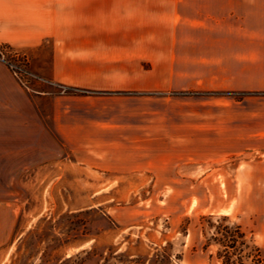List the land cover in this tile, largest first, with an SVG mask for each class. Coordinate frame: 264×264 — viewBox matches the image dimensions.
Instances as JSON below:
<instances>
[{"label":"rangeland","instance_id":"1","mask_svg":"<svg viewBox=\"0 0 264 264\" xmlns=\"http://www.w3.org/2000/svg\"><path fill=\"white\" fill-rule=\"evenodd\" d=\"M0 51L20 84L47 89L25 51ZM227 65L264 73V62ZM200 80L156 95L149 107L163 120L161 136L146 143L156 172L77 171L69 158L12 172L16 159H4L0 264L237 262L214 241L226 243L223 227L236 224L245 233L243 264H253L257 247L264 264V76Z\"/></svg>","mask_w":264,"mask_h":264},{"label":"crops","instance_id":"2","mask_svg":"<svg viewBox=\"0 0 264 264\" xmlns=\"http://www.w3.org/2000/svg\"><path fill=\"white\" fill-rule=\"evenodd\" d=\"M0 44L25 51L47 87L20 84L0 58V173L4 159L14 172L67 158L77 171L156 172V95L212 73L264 76L227 65L264 62V0H0Z\"/></svg>","mask_w":264,"mask_h":264},{"label":"trees","instance_id":"3","mask_svg":"<svg viewBox=\"0 0 264 264\" xmlns=\"http://www.w3.org/2000/svg\"><path fill=\"white\" fill-rule=\"evenodd\" d=\"M0 57H1V51H0ZM65 92L87 93V91H85V90L75 89V88H66ZM223 230L225 233L224 237L228 236V237H225V238H227L228 241H226V243H223V241L220 238H218V239L214 238V241L218 245H220L224 248L225 254H228L227 249H230L233 252V254L237 253L238 255L236 256L237 262L236 261L235 262L230 261L231 257L228 255H225L226 259L222 261V264H243V259H242L243 257L240 254V252H241L242 247L246 246L245 241H244L245 233L242 231L240 225H238V224L234 225L232 230L230 228H228L227 226L223 227ZM255 251H256V255L253 259V264H261L263 262L261 255H260L261 250L259 247H257V248H255Z\"/></svg>","mask_w":264,"mask_h":264},{"label":"built area","instance_id":"4","mask_svg":"<svg viewBox=\"0 0 264 264\" xmlns=\"http://www.w3.org/2000/svg\"><path fill=\"white\" fill-rule=\"evenodd\" d=\"M1 57H2V53H1ZM7 64H8V66L12 69V65H9V63L8 62H6ZM12 71H13V73H15L16 74V72H15V70H13L12 69Z\"/></svg>","mask_w":264,"mask_h":264}]
</instances>
